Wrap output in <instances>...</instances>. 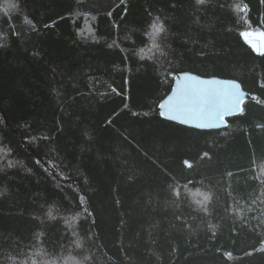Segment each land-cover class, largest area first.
Segmentation results:
<instances>
[{"label": "trees", "instance_id": "obj_1", "mask_svg": "<svg viewBox=\"0 0 264 264\" xmlns=\"http://www.w3.org/2000/svg\"><path fill=\"white\" fill-rule=\"evenodd\" d=\"M246 21L264 31V0H0V264H264ZM170 73L251 99L225 129L188 128L158 111Z\"/></svg>", "mask_w": 264, "mask_h": 264}, {"label": "water", "instance_id": "obj_2", "mask_svg": "<svg viewBox=\"0 0 264 264\" xmlns=\"http://www.w3.org/2000/svg\"><path fill=\"white\" fill-rule=\"evenodd\" d=\"M183 74L184 73H181L177 75V77H182ZM213 78H204V79H213ZM216 79H221V78H216ZM221 80H227V79H221ZM240 86H241V90L247 93L243 89L241 84ZM174 87H175V80L172 89ZM170 94L171 92L169 93V95ZM247 94L248 95L245 98L246 103L251 99L250 94L249 93ZM241 99L242 98L238 97L235 94L234 89L230 88L227 85L197 84L192 88L176 93L175 98L171 101L169 107L163 111V115L165 117H170V119H166L163 117L161 118L196 130H203V131L221 130L228 127V120L230 118L239 116V115H232V113L234 111H238L239 104L241 103ZM158 111H160L159 108ZM225 120H227L226 127L224 126Z\"/></svg>", "mask_w": 264, "mask_h": 264}, {"label": "snow or ice", "instance_id": "obj_3", "mask_svg": "<svg viewBox=\"0 0 264 264\" xmlns=\"http://www.w3.org/2000/svg\"><path fill=\"white\" fill-rule=\"evenodd\" d=\"M196 3L197 4H203L204 0H196ZM10 7L15 8L16 5L12 4V5H10ZM246 8H247V6L245 5L244 8L240 9V11L246 12ZM109 15H111L110 12H109ZM93 19H95V17H93ZM28 23H31V21H28ZM246 23L248 25L249 30L241 31L240 32L241 38L244 39L245 42L248 43L254 51L258 52L259 55L264 56V51H260L257 44L254 43L252 39H250V37H254L257 35L261 38H264V31H261L259 33L252 31L250 22L246 21ZM150 27L152 29L153 36L158 35V34L165 31L163 23H162V21H160L159 17H157L155 19V21L151 24ZM110 47H111V45H110ZM153 47H156L157 50H159L157 45L153 44ZM170 75L175 80V87L171 90V94L168 95L165 99L162 100V102H160L158 104V108L160 110L159 114L161 115V117L166 118V119H170V117H165L163 115V111L169 107L171 101L175 98V94L179 93L183 90L192 88L197 84H202V85L223 84V85H227L230 88L234 89L235 94L242 99H241V103L239 104L238 111H234L232 113V115L243 114V112H244L243 105L246 103L245 98L248 94L241 90V86L239 83H237L235 81H231V80H221V79H216V78L204 79V78H201L197 75H193L191 73H184L182 77H177L174 73H170ZM174 90H175V92H174ZM253 99H255V98L253 97ZM224 126L225 127L227 126V120H225ZM84 200H85V197L81 196L80 197L81 204L84 203ZM48 216H49V218H54L52 208H49Z\"/></svg>", "mask_w": 264, "mask_h": 264}, {"label": "rangeland", "instance_id": "obj_4", "mask_svg": "<svg viewBox=\"0 0 264 264\" xmlns=\"http://www.w3.org/2000/svg\"><path fill=\"white\" fill-rule=\"evenodd\" d=\"M257 33H259V32H257ZM250 39H252L253 42L257 44V46L260 49V51H264V38H261V37H259L257 35V36H254V37H250ZM193 194H195V196H194L195 198L200 199L202 197V194L199 193V191H197V192H195ZM38 261H40V259H38ZM56 262L57 261L50 260L49 263H47V264H57ZM63 264H81V261L78 260V259L77 260H72V259L67 260V258H66V259H64V263Z\"/></svg>", "mask_w": 264, "mask_h": 264}]
</instances>
